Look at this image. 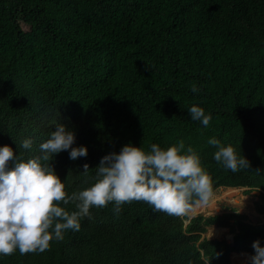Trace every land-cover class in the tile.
Returning a JSON list of instances; mask_svg holds the SVG:
<instances>
[{
	"label": "trees",
	"instance_id": "trees-1",
	"mask_svg": "<svg viewBox=\"0 0 264 264\" xmlns=\"http://www.w3.org/2000/svg\"><path fill=\"white\" fill-rule=\"evenodd\" d=\"M194 105L211 116L207 126L191 119ZM57 124L88 149L76 160L70 150L53 157L69 194L92 186L101 158L127 144L149 153L182 140L212 192L260 190L264 216V0H0V147L27 162ZM211 138L251 167L233 173L216 162ZM24 139L30 149L19 147ZM113 208L92 207L49 250L17 249L0 264H230L233 252L254 255V241L264 247V219L235 209L189 218L144 201ZM212 225L232 242L205 236Z\"/></svg>",
	"mask_w": 264,
	"mask_h": 264
},
{
	"label": "clouds",
	"instance_id": "clouds-1",
	"mask_svg": "<svg viewBox=\"0 0 264 264\" xmlns=\"http://www.w3.org/2000/svg\"><path fill=\"white\" fill-rule=\"evenodd\" d=\"M191 90L200 91L196 86ZM188 113L205 126L211 120L195 105ZM74 143V131L57 124L39 145L41 155L27 162L14 155L10 146L0 147V254L10 256L17 249L21 255L49 250L51 241H62L66 230L79 231L80 221L91 219L90 208H105L109 202H114L116 214L125 203L144 201L154 212L180 217L191 211L193 204L206 205L212 197V178L201 166L198 154L182 140L167 150L153 144L149 153L127 144L119 153L101 158L92 186L69 194L51 162L67 150L71 160L86 157L87 147H73ZM208 144L218 149L214 160L233 173L251 167L233 146H221L216 138L209 139ZM32 145V139H24L19 147L30 149ZM9 162H13L11 168ZM89 169L88 164L83 165L85 175ZM61 202L74 205L76 210L67 211L59 206ZM252 248L255 254L249 258L251 264H264L260 241H254Z\"/></svg>",
	"mask_w": 264,
	"mask_h": 264
},
{
	"label": "rangeland",
	"instance_id": "rangeland-1",
	"mask_svg": "<svg viewBox=\"0 0 264 264\" xmlns=\"http://www.w3.org/2000/svg\"><path fill=\"white\" fill-rule=\"evenodd\" d=\"M245 190L246 188L240 187H219L212 192V197L206 205L197 206L194 204L192 210L184 216L191 217L198 213L208 215L235 209L240 213L246 214L251 222H261L264 216L258 214L255 209V203L258 201L259 194L255 190L249 192ZM204 235L209 238H224L228 241L232 239V234L227 228L216 225L208 226ZM241 253L234 260L231 259L230 264H250V257L245 254L246 252Z\"/></svg>",
	"mask_w": 264,
	"mask_h": 264
},
{
	"label": "bare ground",
	"instance_id": "bare-ground-1",
	"mask_svg": "<svg viewBox=\"0 0 264 264\" xmlns=\"http://www.w3.org/2000/svg\"><path fill=\"white\" fill-rule=\"evenodd\" d=\"M240 254H242V253H234V252H233V253L231 254V259L234 260L235 257L239 256ZM245 254H247V253H245ZM247 255H248V254H247ZM248 257H249V255H248ZM240 259H241V258H240ZM237 260H238V259H237ZM234 262H235V261H234ZM236 263H237V262H236ZM240 263H241V262H240Z\"/></svg>",
	"mask_w": 264,
	"mask_h": 264
},
{
	"label": "water",
	"instance_id": "water-1",
	"mask_svg": "<svg viewBox=\"0 0 264 264\" xmlns=\"http://www.w3.org/2000/svg\"><path fill=\"white\" fill-rule=\"evenodd\" d=\"M243 188H246V187H243ZM255 192L256 193H258V194H260V190H255ZM192 217V216H191ZM191 217H189V218H191ZM187 222H189V219H188V221ZM230 242H232V239L230 240ZM250 256V255H249ZM251 261V260H250Z\"/></svg>",
	"mask_w": 264,
	"mask_h": 264
},
{
	"label": "crops",
	"instance_id": "crops-1",
	"mask_svg": "<svg viewBox=\"0 0 264 264\" xmlns=\"http://www.w3.org/2000/svg\"><path fill=\"white\" fill-rule=\"evenodd\" d=\"M240 188H243V187H240Z\"/></svg>",
	"mask_w": 264,
	"mask_h": 264
}]
</instances>
